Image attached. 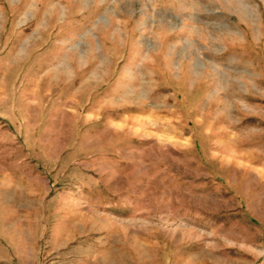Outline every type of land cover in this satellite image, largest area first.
I'll list each match as a JSON object with an SVG mask.
<instances>
[{
    "label": "rangeland",
    "instance_id": "374dc122",
    "mask_svg": "<svg viewBox=\"0 0 264 264\" xmlns=\"http://www.w3.org/2000/svg\"><path fill=\"white\" fill-rule=\"evenodd\" d=\"M0 264H264V0H0Z\"/></svg>",
    "mask_w": 264,
    "mask_h": 264
}]
</instances>
